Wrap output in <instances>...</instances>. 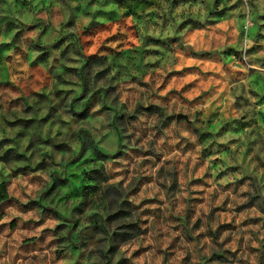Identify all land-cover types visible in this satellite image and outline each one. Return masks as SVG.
<instances>
[{"label": "clouds", "instance_id": "obj_1", "mask_svg": "<svg viewBox=\"0 0 264 264\" xmlns=\"http://www.w3.org/2000/svg\"><path fill=\"white\" fill-rule=\"evenodd\" d=\"M135 5L28 0L0 35V183L33 206L0 217V264H264V0ZM73 165L104 206L57 194ZM92 216L124 223L76 242Z\"/></svg>", "mask_w": 264, "mask_h": 264}, {"label": "rangeland", "instance_id": "obj_2", "mask_svg": "<svg viewBox=\"0 0 264 264\" xmlns=\"http://www.w3.org/2000/svg\"><path fill=\"white\" fill-rule=\"evenodd\" d=\"M145 0H136V5L134 8L131 9L133 13L138 12L143 6H144ZM28 7V0H11V4L9 3V0H0V35H4L6 37H10L14 31L15 28L19 27L17 21L14 18L15 13L20 10V9H26ZM17 39L19 38V34H17ZM75 43V41L73 42ZM77 46H79L77 44ZM3 47L7 46H0V81H7L8 79V70L6 66L4 65V59H5V51L2 49ZM256 87L258 89H261L264 91V84L260 83L257 81ZM27 102V101H26ZM77 107H83V105H78ZM18 123H23L25 126H28V122L25 121H18ZM113 127L117 129L119 132L121 128L123 130H127L129 127H132V124L130 121L125 120L123 122H117L114 123ZM215 127V126H213ZM81 140H84L86 136L82 135ZM0 149H3V142H0ZM13 156L15 155L14 153L12 154ZM91 155V153H90ZM0 159H5L4 156H0ZM29 165L32 163L31 160L28 161ZM43 165H41L42 167ZM97 167H100V165L97 163ZM77 167V165H73L69 169V175L67 176L68 178V185H62L60 188L57 189V194L59 192H69L72 190H75L76 192H79L80 189L87 185L89 186L88 188V193H87V200L90 205H95L97 202L101 205L104 206L107 200L106 194L102 191V185L104 182L105 177L102 174L95 175L93 179L89 180L87 177V173L83 176L79 172L77 173H72L74 169ZM30 168H19L17 169V172H22L25 177L27 176L28 171ZM84 171V169H81V172ZM103 172V169L101 168V173ZM13 175H16V173H13ZM95 185L96 190H93L91 185ZM6 188H7V183H5ZM55 196V193L53 194ZM81 198L80 195H72L71 199L76 202ZM54 199V197H53ZM42 207H47V201L41 200L40 201ZM63 203V201H61ZM9 205H18V201L15 199H7L0 201V217H3L6 214L7 206ZM20 207V210L23 212H27L32 209V205L29 206H23V205H18ZM108 208H115V201H111L110 203L107 204ZM37 215H40V212L36 213ZM50 217H55V212L49 213L48 214ZM91 223H92V228H85L79 236L76 237V242L84 240L85 239V234H89L91 236H95L97 234H103L105 238H108L109 232L111 228L114 226L112 221H117L118 223L123 224L124 220L123 217H116L113 216L111 220H105L103 217L100 216H92L89 218ZM32 221H29V224H31ZM16 221H13V227H15ZM29 224L24 225L25 227H28ZM4 225H0V232L3 231ZM93 229H96V231H93ZM136 231H139L136 229ZM119 232V229H118ZM129 235L134 236L135 232L129 233L128 231H125L122 235H117L114 239L116 242L122 241L124 239L129 238ZM71 239V235L69 236ZM91 243L92 241L89 240L87 241ZM27 243V242H26ZM75 243V242H74Z\"/></svg>", "mask_w": 264, "mask_h": 264}, {"label": "trees", "instance_id": "obj_3", "mask_svg": "<svg viewBox=\"0 0 264 264\" xmlns=\"http://www.w3.org/2000/svg\"><path fill=\"white\" fill-rule=\"evenodd\" d=\"M8 192L5 183H0V201L7 199Z\"/></svg>", "mask_w": 264, "mask_h": 264}]
</instances>
